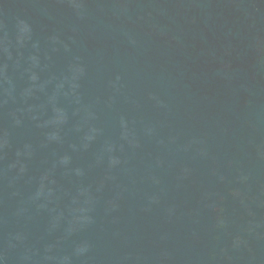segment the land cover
I'll use <instances>...</instances> for the list:
<instances>
[{
    "label": "water",
    "instance_id": "95a60500",
    "mask_svg": "<svg viewBox=\"0 0 264 264\" xmlns=\"http://www.w3.org/2000/svg\"><path fill=\"white\" fill-rule=\"evenodd\" d=\"M0 264H264V0H0Z\"/></svg>",
    "mask_w": 264,
    "mask_h": 264
}]
</instances>
